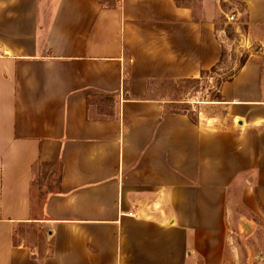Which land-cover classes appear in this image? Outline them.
I'll use <instances>...</instances> for the list:
<instances>
[{
    "label": "crops",
    "instance_id": "crops-1",
    "mask_svg": "<svg viewBox=\"0 0 264 264\" xmlns=\"http://www.w3.org/2000/svg\"><path fill=\"white\" fill-rule=\"evenodd\" d=\"M222 15L264 46V0H0V264H230L264 207L260 57L196 121L148 97L220 63ZM39 164L61 174L34 216Z\"/></svg>",
    "mask_w": 264,
    "mask_h": 264
},
{
    "label": "rangeland",
    "instance_id": "rangeland-1",
    "mask_svg": "<svg viewBox=\"0 0 264 264\" xmlns=\"http://www.w3.org/2000/svg\"><path fill=\"white\" fill-rule=\"evenodd\" d=\"M185 2L186 0H178ZM236 20L227 21V15L219 19L220 28L225 34V45L220 63L213 69L204 72L196 80L163 81L148 85V97L164 102L169 112H183L196 121L197 108L214 102L219 88L224 81L232 79L241 66L248 60L257 59L262 63V80L264 81V46L253 44L246 38L244 31H236ZM240 28L242 26L240 25ZM47 169L36 167L32 183V212L34 216L41 213L42 201L39 195L46 191ZM247 223L251 232L246 234L241 224L238 225L237 235H234V258L230 264H248L257 262L264 252V207L247 215ZM16 242L26 246H36L40 251L49 249L44 236L39 233L36 224H22L16 233Z\"/></svg>",
    "mask_w": 264,
    "mask_h": 264
},
{
    "label": "trees",
    "instance_id": "trees-1",
    "mask_svg": "<svg viewBox=\"0 0 264 264\" xmlns=\"http://www.w3.org/2000/svg\"><path fill=\"white\" fill-rule=\"evenodd\" d=\"M203 73L204 72H202L201 75ZM224 82H226V81H224ZM219 100H220V95L218 93V96L215 98L214 101H219ZM172 113H178V112H172ZM190 120L192 122L195 121L192 118H190ZM38 166L44 167L47 169V173L45 174V177L47 179L46 191L44 194L39 195V200L42 201V203H43L49 194H58L59 193L61 165L60 164H39ZM31 197H32V195H31Z\"/></svg>",
    "mask_w": 264,
    "mask_h": 264
},
{
    "label": "water",
    "instance_id": "water-1",
    "mask_svg": "<svg viewBox=\"0 0 264 264\" xmlns=\"http://www.w3.org/2000/svg\"><path fill=\"white\" fill-rule=\"evenodd\" d=\"M241 226H242V228H243V230L245 231L246 234L251 232V228H250V226L247 223L241 221Z\"/></svg>",
    "mask_w": 264,
    "mask_h": 264
},
{
    "label": "built area",
    "instance_id": "built-area-1",
    "mask_svg": "<svg viewBox=\"0 0 264 264\" xmlns=\"http://www.w3.org/2000/svg\"><path fill=\"white\" fill-rule=\"evenodd\" d=\"M227 21L230 22V23L235 22V17H234V15L227 16Z\"/></svg>",
    "mask_w": 264,
    "mask_h": 264
}]
</instances>
